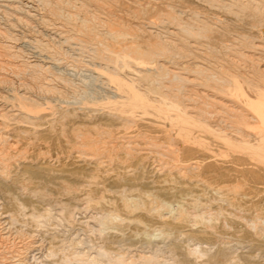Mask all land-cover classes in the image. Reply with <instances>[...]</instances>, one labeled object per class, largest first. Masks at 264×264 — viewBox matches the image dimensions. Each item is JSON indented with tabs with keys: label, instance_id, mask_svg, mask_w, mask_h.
Masks as SVG:
<instances>
[{
	"label": "bare ground",
	"instance_id": "1",
	"mask_svg": "<svg viewBox=\"0 0 264 264\" xmlns=\"http://www.w3.org/2000/svg\"><path fill=\"white\" fill-rule=\"evenodd\" d=\"M65 46L109 91L57 114L31 89L56 92L43 73ZM46 185L117 221L95 255L51 237L64 261L155 264L136 238L159 223L197 244L264 239V0H0V225L50 216L34 206ZM9 239L0 228V264H26L31 244Z\"/></svg>",
	"mask_w": 264,
	"mask_h": 264
},
{
	"label": "rangeland",
	"instance_id": "2",
	"mask_svg": "<svg viewBox=\"0 0 264 264\" xmlns=\"http://www.w3.org/2000/svg\"><path fill=\"white\" fill-rule=\"evenodd\" d=\"M21 31H23L22 33L30 35L37 34V28L35 27L21 28ZM68 48L69 47L65 46V50L67 49L65 53L66 55L62 56V58H60V61H57V64H54L49 72L43 73L45 74L47 80L50 78L48 82H50L51 85L54 84V87H52L56 92H43L38 86H35L33 89H31L35 97L39 96L41 98L43 96L44 99H41H43L44 101L47 99L51 101L47 102H49L50 105L51 103H53L52 106L54 105L55 109L58 111L57 114L62 111H66V109L71 110L81 106V98L84 96L92 95V97H98L107 94V92L109 91L107 85H105L102 80L98 78V74L92 68H89L87 66V64H91V53L89 54V51L77 53L76 50L74 51L72 48ZM24 49L28 57L34 58V55H31L34 54V50H32L34 48L32 46L25 45ZM74 57L80 59H74ZM80 60L81 63H78V61ZM39 78L40 79H35L34 77H32L30 79L34 81V83H37L39 85L41 82V76ZM61 81H64L63 83L67 84H63ZM87 93L88 95H86ZM51 96H53L54 98ZM56 191H58L57 186L49 187L48 185H46V189L42 190L40 202L35 203L34 206H36L37 209L39 207H43L50 208L51 210V215L46 217L45 219H41V223L39 225L36 226V224L33 225L29 222H22L17 224L14 223V225L12 224L11 226L3 223L1 224L2 226L0 225V228L3 232L5 231L8 236H10L9 240L12 239L11 241L8 240V245L10 247L19 246V244L22 245V242L24 244H31V247L26 249L23 255L25 256L24 259L26 261V264H90L89 261H87V256L85 257L84 255H82V253L79 257L77 256L68 261L60 259L59 257H61V255H57L60 253L63 254L62 252H58L52 255V252L48 249L49 239L53 236L63 239L65 244L63 250L67 255L68 252L69 254H72L71 252L73 251L82 252V250L84 253L95 255L96 251H98V245L100 242L99 239L104 235L110 236V234H114V229L111 228V225H115L117 221L114 220V222L113 220H108L107 224L99 225V221L104 217V215L102 216V214L97 213L98 211L96 212L92 208L79 206V202L74 201L75 198L73 197L75 194L69 195L68 198H70L71 201H68L66 200V195H59L56 193ZM170 205L171 206L169 207V210L172 213H177L179 209L177 203L170 202ZM0 210L1 217L2 209L0 208ZM68 213H71V219L74 222L69 223L66 220L65 217L68 215ZM94 215L97 216L96 219L93 217ZM86 221H88L90 224L88 222L87 224ZM105 225H107V229H105ZM258 229H262L261 225H258ZM139 233H141V235H139L136 240H142V243L145 245L143 249H148L146 251V254L148 253L147 255H149L150 257L153 256L151 262H154L155 264H264V239L262 238H258L259 240H257L256 244L254 245L253 243H251V239L246 240L242 239V237H232V235H225L226 237L223 236L211 238L197 244V241L194 240L195 238L185 242V238L178 237L177 230L170 228V226L168 225L164 226L162 225V223L153 224L144 230L140 229ZM18 235L20 238L18 237ZM250 237L252 236L250 235ZM75 241L80 242V247L73 244V242ZM134 241L135 240H132L131 242ZM184 242L185 244L187 243V245H189L190 247L192 246V248H197V250H199V253L193 255L190 259L189 256H185V252L174 250L175 245H179L180 243ZM136 252L137 250H135L133 247L130 249V252L127 253H131L130 255H132V253L135 254ZM50 254L51 256H49ZM217 254H221L222 259L217 261L211 260V258H213V256ZM82 258L85 260H83ZM180 261L182 263H180Z\"/></svg>",
	"mask_w": 264,
	"mask_h": 264
}]
</instances>
